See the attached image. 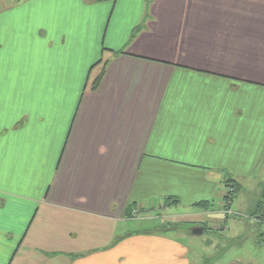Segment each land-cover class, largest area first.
I'll return each instance as SVG.
<instances>
[{
	"label": "crops",
	"instance_id": "1",
	"mask_svg": "<svg viewBox=\"0 0 264 264\" xmlns=\"http://www.w3.org/2000/svg\"><path fill=\"white\" fill-rule=\"evenodd\" d=\"M5 1L0 264H191L133 212L226 214L222 172L264 162V0Z\"/></svg>",
	"mask_w": 264,
	"mask_h": 264
},
{
	"label": "rangeland",
	"instance_id": "2",
	"mask_svg": "<svg viewBox=\"0 0 264 264\" xmlns=\"http://www.w3.org/2000/svg\"><path fill=\"white\" fill-rule=\"evenodd\" d=\"M39 1L42 0H18L12 6L24 3L20 9H6L3 10V14L5 13L8 19L13 16L14 20L19 21L33 17L32 5L28 3ZM9 2L10 0H6L3 6L6 7V3ZM31 28L30 25H23L12 34L13 54L1 51V64L11 66L14 61L15 66L23 64L21 58L15 57L16 35L27 34ZM261 102H264V95L260 96ZM261 133H264V127ZM262 140L263 137L260 140L261 144ZM242 171L245 173L250 170ZM251 172L254 173L253 176L239 172V168L236 167L229 168L228 172H222L224 177L227 173L226 181L231 179L241 184V190L233 200L230 212L226 214L217 213L221 208L217 202L209 204L207 209H196V213L184 217L169 215L167 213L170 211H165L166 214L156 212V219L146 221L143 213L139 215L134 211L137 219L131 221L132 228L162 233L170 232L171 229L173 235L187 248L191 264H264L263 224L261 227L253 220L258 215L257 206L264 204V162H260ZM184 210L185 208L180 207L173 212L185 213ZM253 224H256V227ZM195 228L205 230L202 234H193L192 229Z\"/></svg>",
	"mask_w": 264,
	"mask_h": 264
},
{
	"label": "trees",
	"instance_id": "3",
	"mask_svg": "<svg viewBox=\"0 0 264 264\" xmlns=\"http://www.w3.org/2000/svg\"><path fill=\"white\" fill-rule=\"evenodd\" d=\"M98 1H104V0H98ZM106 1L114 2L115 0H106ZM226 183H227V185L225 187L228 189H227V192L222 199V202H223V209L225 211H228L230 205L232 204L236 195L240 191V186L235 181H231V179H229V181L227 180ZM209 204H210V202H199L197 204H194L193 206L196 207L197 209H207L209 207ZM260 210H261V208L259 205V206H257V211L260 213ZM204 230L205 229L203 228V231Z\"/></svg>",
	"mask_w": 264,
	"mask_h": 264
},
{
	"label": "water",
	"instance_id": "4",
	"mask_svg": "<svg viewBox=\"0 0 264 264\" xmlns=\"http://www.w3.org/2000/svg\"><path fill=\"white\" fill-rule=\"evenodd\" d=\"M193 231H194L193 234H202L203 229L202 228H195Z\"/></svg>",
	"mask_w": 264,
	"mask_h": 264
}]
</instances>
